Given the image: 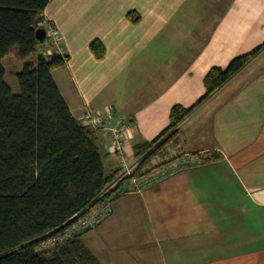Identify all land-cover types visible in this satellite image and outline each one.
<instances>
[{"label": "crops", "instance_id": "obj_1", "mask_svg": "<svg viewBox=\"0 0 264 264\" xmlns=\"http://www.w3.org/2000/svg\"><path fill=\"white\" fill-rule=\"evenodd\" d=\"M88 1L53 0L44 12L67 56L53 75L79 120L108 109L131 120V144L159 136L175 104H197L212 67L264 44V0ZM97 135L118 167L109 131ZM181 141L179 152H201L203 163L118 198L86 245L104 264H264V48L196 107Z\"/></svg>", "mask_w": 264, "mask_h": 264}, {"label": "trees", "instance_id": "obj_2", "mask_svg": "<svg viewBox=\"0 0 264 264\" xmlns=\"http://www.w3.org/2000/svg\"><path fill=\"white\" fill-rule=\"evenodd\" d=\"M51 1L0 0V264H104L82 239L86 232L38 250L100 202L121 174L119 167H106L99 130L74 116L55 80L53 72L67 56L40 52L45 41L38 39L37 29ZM263 48L235 57L227 68L212 67L205 76L207 93L197 104H175L159 136L132 144L142 164L178 156L181 124ZM91 50L101 58L106 46L95 39ZM7 55L24 62L17 73L18 92L6 79Z\"/></svg>", "mask_w": 264, "mask_h": 264}, {"label": "built area", "instance_id": "obj_3", "mask_svg": "<svg viewBox=\"0 0 264 264\" xmlns=\"http://www.w3.org/2000/svg\"><path fill=\"white\" fill-rule=\"evenodd\" d=\"M40 27L46 30L45 42L40 47V52L46 56L54 53L64 55L63 38L56 24L44 16ZM80 120L92 129L109 131L111 152L117 160L121 174L101 195L103 197L100 202L91 206L85 214L77 215L63 232L46 238L38 250L62 245L76 235L97 228L111 216L114 202L118 198L141 193L184 169L202 164L205 159L201 152H183L168 159L155 158L149 163L142 164L141 159L135 156L131 144L133 122L126 116L122 115L116 119L112 109H108L106 113L87 111Z\"/></svg>", "mask_w": 264, "mask_h": 264}, {"label": "rangeland", "instance_id": "obj_4", "mask_svg": "<svg viewBox=\"0 0 264 264\" xmlns=\"http://www.w3.org/2000/svg\"><path fill=\"white\" fill-rule=\"evenodd\" d=\"M88 1V0H87ZM220 1V0H219ZM226 1H229V0H221V4H218L219 7H224L226 5ZM90 4H94V0H90L88 1ZM205 3L207 6H215L217 3L215 2H212V0H205ZM79 18L81 16H78ZM208 17V16H207ZM83 19V18H82ZM86 19V17H85ZM90 22V20H89ZM81 24L83 25H86L88 24V21H83ZM78 32V31H77ZM61 36H63L62 33H60ZM63 38V37H62ZM14 56V57H12ZM20 58H18L17 56L15 55H11V57H8L5 61H4V66L6 68V72H7V80L11 83L13 89L18 92L19 91V81H18V78H17V74H16V71H22V64L24 62L20 61L19 60ZM234 59V58H233ZM193 153H196V152H193ZM204 156V154H203ZM105 165L107 168L110 169V166L108 165V159L105 157ZM178 174V173H177ZM176 175V174H175Z\"/></svg>", "mask_w": 264, "mask_h": 264}, {"label": "water", "instance_id": "obj_5", "mask_svg": "<svg viewBox=\"0 0 264 264\" xmlns=\"http://www.w3.org/2000/svg\"><path fill=\"white\" fill-rule=\"evenodd\" d=\"M37 37L40 40H44L46 37V30L44 28H38L37 29Z\"/></svg>", "mask_w": 264, "mask_h": 264}]
</instances>
